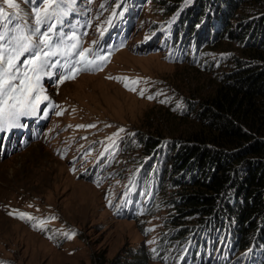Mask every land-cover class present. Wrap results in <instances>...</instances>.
<instances>
[{"label": "rangeland", "instance_id": "obj_1", "mask_svg": "<svg viewBox=\"0 0 264 264\" xmlns=\"http://www.w3.org/2000/svg\"><path fill=\"white\" fill-rule=\"evenodd\" d=\"M192 1L179 0L178 10ZM170 2L150 0L138 23V38L127 52H117L104 70H89L76 53L69 68L80 78L47 89L57 110L45 139L0 160V264H112L131 251L136 256L150 254L148 264H183L190 244L199 240L200 234L190 241L176 239L177 231L209 218L181 217L168 205V196L181 191L170 188L176 148L167 155V184L154 213L117 218L111 207L118 181L148 158L149 139L186 144L194 127L183 123L179 131L172 119L188 116L186 101L208 96L219 77L233 68L229 61L241 57L239 43L228 37L207 45L195 63H172L163 52L143 54L136 49L145 28L172 15L167 13ZM0 6L30 22L37 21L46 7L33 8L24 0H0ZM105 6L106 0H96V18ZM238 8L229 22L234 28L248 13L245 4ZM120 137L126 150L116 167L103 183L87 179L100 152ZM83 172L86 176H81ZM233 261L221 258V264Z\"/></svg>", "mask_w": 264, "mask_h": 264}, {"label": "trees", "instance_id": "obj_2", "mask_svg": "<svg viewBox=\"0 0 264 264\" xmlns=\"http://www.w3.org/2000/svg\"><path fill=\"white\" fill-rule=\"evenodd\" d=\"M169 1L167 13L173 14L180 7L179 0ZM225 1L231 12L220 19L226 30L222 35L217 32L219 37L214 43L227 37L235 39L241 57L229 61L233 68L219 77L208 96L197 102L186 101L188 116L172 119L178 123L179 131L183 123L194 127L188 132L187 143L175 140L163 144L162 150L168 158V153L176 148L170 188L181 191L179 196H168L170 208L181 217L209 216L176 234L182 237L197 225H212L215 239L228 219L240 254L253 243L264 246V0ZM197 3L191 28L200 21L198 37L205 41L217 8L207 6L210 0ZM244 4L248 10L246 20L235 28L234 24L230 26L228 20ZM160 141L156 137L149 139L146 153L152 154L158 144L160 147ZM151 260L148 253L136 256L131 251L125 257L118 256L112 264H148Z\"/></svg>", "mask_w": 264, "mask_h": 264}, {"label": "clouds", "instance_id": "obj_3", "mask_svg": "<svg viewBox=\"0 0 264 264\" xmlns=\"http://www.w3.org/2000/svg\"><path fill=\"white\" fill-rule=\"evenodd\" d=\"M237 1H239V0H236V2ZM197 6H198L197 0H193L190 6L185 7L181 10L176 9V11H174L172 15H170L169 17L164 19L162 22L152 24L153 30L157 31L158 34L161 30H163V27L165 25L166 26L173 25L175 27L182 26L183 30L180 34H183V37L177 36L176 43H177V45H184L186 49L188 47L185 44H188V46L190 47V52H187V50H186V52H185V59L186 60L185 61L174 62V63H188V62L195 63V62H197L201 58V51L207 45L212 44L218 40L219 36L217 35V32L220 31V33L222 35V33L226 30L225 26L223 25V22L220 19L223 18L224 14L228 15L231 12V7L229 6V2H227L225 0H221V1L210 0V3L207 6L211 7V8H213V7L217 8V11H215V12L218 14V16H217V14H215L214 18L210 21L209 31H208V34L206 36V40L205 41L201 40L198 37V27H199L198 23H200V21L196 22L195 28H191V18L197 12V11H195ZM228 21L230 22L231 19H229ZM139 37H140V43H141L143 41L142 40L143 32L140 34ZM136 38H138V36H133L132 40L129 42L126 49H128L130 47L131 43ZM161 52H163V51L161 50ZM150 54H152V53H150ZM163 144L164 143L160 144V147H162ZM154 154H155L154 152L152 154H149L148 158H150ZM148 158H146V159H148ZM144 160L142 161L141 166L144 164ZM169 162H170V160H169ZM166 170H167V167H166Z\"/></svg>", "mask_w": 264, "mask_h": 264}, {"label": "bare ground", "instance_id": "obj_4", "mask_svg": "<svg viewBox=\"0 0 264 264\" xmlns=\"http://www.w3.org/2000/svg\"><path fill=\"white\" fill-rule=\"evenodd\" d=\"M170 28H168V30H169ZM125 52H127V49L124 51V52H122L121 54H123V53H125ZM80 78V77H79ZM76 81V80H75ZM75 81H72V82H70V83H73V82H75ZM69 84V83H68ZM51 99H53V98H51ZM144 162H147V159H145L144 160ZM115 168V167H114ZM214 240V239H213ZM172 242V240H170L169 241V243H171Z\"/></svg>", "mask_w": 264, "mask_h": 264}]
</instances>
